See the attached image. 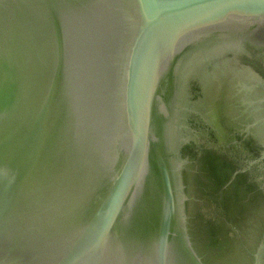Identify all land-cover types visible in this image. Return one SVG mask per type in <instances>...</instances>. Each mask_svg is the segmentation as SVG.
Returning <instances> with one entry per match:
<instances>
[{"label": "water", "instance_id": "obj_1", "mask_svg": "<svg viewBox=\"0 0 264 264\" xmlns=\"http://www.w3.org/2000/svg\"><path fill=\"white\" fill-rule=\"evenodd\" d=\"M224 75L263 144L264 0H0V264H204L181 151Z\"/></svg>", "mask_w": 264, "mask_h": 264}, {"label": "flooded vegetation", "instance_id": "obj_2", "mask_svg": "<svg viewBox=\"0 0 264 264\" xmlns=\"http://www.w3.org/2000/svg\"><path fill=\"white\" fill-rule=\"evenodd\" d=\"M192 92L197 113L188 120L181 151L191 243L204 264H225L228 256L233 264H255L264 244V142L257 140L256 111L241 107L253 95L239 93L240 83L225 75L209 94L195 86Z\"/></svg>", "mask_w": 264, "mask_h": 264}, {"label": "rangeland", "instance_id": "obj_3", "mask_svg": "<svg viewBox=\"0 0 264 264\" xmlns=\"http://www.w3.org/2000/svg\"><path fill=\"white\" fill-rule=\"evenodd\" d=\"M235 261L234 257L228 256L226 257L225 264H233Z\"/></svg>", "mask_w": 264, "mask_h": 264}]
</instances>
